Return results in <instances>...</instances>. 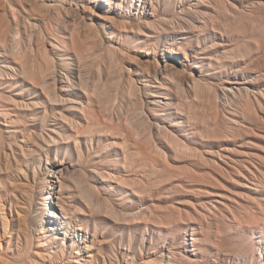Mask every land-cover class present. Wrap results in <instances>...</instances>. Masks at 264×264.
<instances>
[{"label": "rangeland", "instance_id": "374dc122", "mask_svg": "<svg viewBox=\"0 0 264 264\" xmlns=\"http://www.w3.org/2000/svg\"><path fill=\"white\" fill-rule=\"evenodd\" d=\"M113 1L0 0V264H264V0Z\"/></svg>", "mask_w": 264, "mask_h": 264}, {"label": "bare ground", "instance_id": "6f19581e", "mask_svg": "<svg viewBox=\"0 0 264 264\" xmlns=\"http://www.w3.org/2000/svg\"><path fill=\"white\" fill-rule=\"evenodd\" d=\"M96 1L99 2V5H100V3L103 4V5L105 4L109 8H112V6H114V4H115L113 0H96ZM139 1L143 2V0H139ZM142 6L144 7V5H142ZM172 53H176V52L173 51ZM167 68H168V66L165 67V69H167ZM55 178H56V183H59L60 187L62 188L63 183L61 182V180L58 178L57 175L55 176ZM50 190H53V187L51 185H50ZM50 199H52L51 193H49L45 197V203L41 207V214L42 215H41V221L39 223L40 224L43 223V222L48 223L49 224L48 231L63 230L65 222H66V220H68V217H67L68 216L67 203H66V201H63V202H61L59 204H54V206H53L52 205V201L49 202ZM36 230H37V233L39 234L40 237L42 236V238H44L46 236V234L44 232V229L40 225L37 226ZM63 234L65 236L68 235L66 232H63ZM75 263H80V262L76 259Z\"/></svg>", "mask_w": 264, "mask_h": 264}]
</instances>
